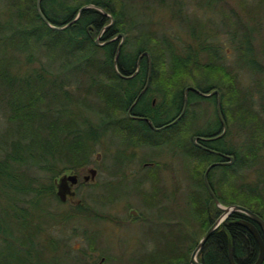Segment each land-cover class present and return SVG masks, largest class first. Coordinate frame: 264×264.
<instances>
[{"label": "trees", "instance_id": "1", "mask_svg": "<svg viewBox=\"0 0 264 264\" xmlns=\"http://www.w3.org/2000/svg\"><path fill=\"white\" fill-rule=\"evenodd\" d=\"M255 1L247 11L259 14L264 0ZM203 3L214 9L213 0ZM89 5L62 30L44 19L64 26ZM174 5V15L186 20L190 43L149 30L132 37L142 21L131 0H41L40 10L38 0H0V107L9 123L6 131L0 129V264H63L58 242L44 237L45 226L59 219L43 205L61 201L56 194L58 176L91 164L98 146L107 153L124 142L125 159L119 153L112 158L125 160L127 166L139 146L166 145L173 156L180 152L186 161L191 185L187 213L171 219L175 229L166 230V250L139 264H191L192 251L223 213L204 181L215 162L224 164L210 169L208 182L219 202L245 206L264 219V44L257 43L262 20L253 17L251 25L238 14L225 15L239 65L255 77L254 85L246 88L238 74L220 62V52L207 40V26L201 22L205 27L198 31L197 20L184 19L179 0ZM239 7L246 13V4ZM100 9L114 18L104 31L111 18ZM102 31L100 42L126 35L116 62L120 38L98 45L95 40ZM189 87L202 93L216 89L219 94L205 96L191 89L186 95ZM155 93L161 96L158 104L151 98ZM201 103L215 104L216 130L195 128ZM135 116L149 118L156 129ZM222 120L227 126L223 136L193 141L195 136L219 135ZM221 154L234 161L229 163ZM177 195L178 189L170 190L166 199ZM95 210L96 219H101L103 211ZM92 211L82 204L74 209L80 216ZM240 218L249 219L234 212L221 223L198 253L199 262L231 264L230 246L238 264L256 262L259 244L237 223ZM91 235L93 243L98 232Z\"/></svg>", "mask_w": 264, "mask_h": 264}, {"label": "rangeland", "instance_id": "2", "mask_svg": "<svg viewBox=\"0 0 264 264\" xmlns=\"http://www.w3.org/2000/svg\"><path fill=\"white\" fill-rule=\"evenodd\" d=\"M175 2L176 0H131L135 16L138 21H142L138 31L132 33V37L136 33L149 30L158 37L166 35L179 43L192 42L189 28L184 24L186 20L182 22L173 13L177 9ZM179 2L181 7L183 5L184 19L197 20L195 25L198 31L205 27L201 22L207 26L206 30L210 34L207 40L213 49L220 52V62L238 74L243 87L253 86L255 77L239 65L235 41L225 26V15L238 14L243 23L251 25L254 24L251 21L253 17L261 18V40L257 43L264 44V10L259 14L247 11V6L249 9L253 5L252 2L257 1L219 0V3L213 0L214 9L201 0ZM241 2L246 4V13H240ZM125 39L126 35L120 37V42ZM206 59L204 56V60ZM151 98L154 104L161 100L157 93ZM199 107L200 115L195 128L201 131L216 130L218 123L215 104L212 106L201 103ZM206 109L207 113H203ZM8 127L7 113L0 107V129L6 131ZM163 135L166 136V132ZM117 141V138L113 139V142ZM111 147L106 153L98 146L91 164L80 170L63 173L77 174L79 177L78 183L73 186V196H68L66 201L50 200L47 201L48 206L43 205L44 209H48L59 219L58 223L52 221L45 226L44 237L54 238L53 240L58 242L63 264H139L142 259L148 262L151 254L166 250V230L175 229L171 219L184 217L187 213V188L191 185H188L186 161L180 152L173 156L166 145L139 146L132 150L135 156L127 166L125 160L115 162L112 158L119 153L120 158L125 159L122 153L126 144L122 142ZM91 168L97 169V175L94 179L85 180V176L90 175ZM115 171L116 176L112 174ZM176 189V199L167 201L166 192ZM154 193L157 194L153 195ZM79 204L86 205L93 211L89 215H77L74 209ZM95 209L103 211L104 215H99L101 219H96ZM105 214L112 219H107ZM63 217L69 219L63 220ZM93 232H98V237L94 238L92 243Z\"/></svg>", "mask_w": 264, "mask_h": 264}, {"label": "water", "instance_id": "3", "mask_svg": "<svg viewBox=\"0 0 264 264\" xmlns=\"http://www.w3.org/2000/svg\"><path fill=\"white\" fill-rule=\"evenodd\" d=\"M40 1L41 0H38V9L39 10H40ZM88 7H91V6L90 5L89 6H83L82 8H80V10H79L78 14L76 15V17L72 21H70L69 23L65 24L64 26H54V25L50 24L48 22V20H46V18H44V19L52 28L57 29V30H62V29L67 28L71 24L75 23L79 19V17L83 13V11L86 8H88ZM100 10L103 11L104 14H106L108 17L111 18V22L104 27V29H103V31H104L105 29H107L108 27L113 25L114 18H113V16L110 13L106 12L105 10H102V9H100ZM103 31L98 36V38H96V40H95V42L98 45H104L105 43L114 41V40H116V39H118L120 37H124V33H119L116 37H114V38H112L110 40H107L106 42H100V38H101V35H102ZM121 46H122V42L120 43V45L118 47V50H117V53H116L115 62L117 61V59L119 57V52H120ZM144 54H147V53H144ZM143 55L140 57V59L143 57ZM138 66H139V63H138ZM149 81H150V76L148 78V81H147L145 89L148 87ZM191 89L195 90L198 93H200L202 95H205V96H209V95H212V94H219V91L216 90V89L213 90L211 93H202L201 91L197 90L194 87H189L186 90V95H187L188 91L191 90ZM139 96H138V98H139ZM187 102L188 101L186 99L184 111L186 109ZM184 111H183V113H184ZM218 113L220 115V102L218 103ZM142 119H146L147 121H149L150 125L153 128H155L154 124L152 123V121L149 118H142ZM222 123H223V130H222V132L219 135L214 136V137H199V136H195L193 138V141L196 142L198 139L211 140V139L220 138L221 136H223L226 133V130H227L226 124H225V122L223 120H222ZM221 155L224 156L225 158H228L230 160L229 163H232L234 161V157L233 156L225 155V154H221ZM218 164H224V163L215 162V163L211 164L207 168V170H206V172L204 174V181H205V184H206L209 192L211 193L214 201L223 210V213L212 224V226L206 231V233L203 235V237L201 238V240L199 241V243L197 244V246L193 250L191 258H190V263L191 264H203V263L198 261L197 256H198V253L200 252V250L204 247V245L208 241V239L211 236V234L221 225V223L225 219H227L234 212H241V213L247 215L249 219L240 218L239 220H237V223L241 224L242 226L247 228L252 233V235L257 240V242L259 244V248H260L259 256H258L256 262H254L253 264H262L264 262V238H263V236H262V234L260 232V229L264 233V219L262 217H260L258 214H256L254 211L250 210L249 208H247L245 206H242V205H239V204L232 205V206H224V205H222L219 202V199L217 198L215 193L212 191V189L210 187V184L208 182V174H209L210 169L212 167L218 165ZM96 175H97V169L91 168L90 169V175H86L84 179L85 180H89V178L94 179L96 177ZM78 181H79V177H78L77 174H63L59 179H57L56 182H55V185H56V194H57L58 198L61 201H66L68 196H73L75 194V191L73 190V186L76 185L78 183ZM134 213H136V212L134 211ZM229 261H230L231 264H238L236 262V260H235V257H234L233 246H230V249H229Z\"/></svg>", "mask_w": 264, "mask_h": 264}, {"label": "flooded vegetation", "instance_id": "4", "mask_svg": "<svg viewBox=\"0 0 264 264\" xmlns=\"http://www.w3.org/2000/svg\"><path fill=\"white\" fill-rule=\"evenodd\" d=\"M135 118H137V119H142V118H144V117H140V116H135ZM149 122V121H148ZM150 124V123H149ZM166 126V125H165ZM165 126H162L161 128H164ZM158 129H160V128H158Z\"/></svg>", "mask_w": 264, "mask_h": 264}]
</instances>
